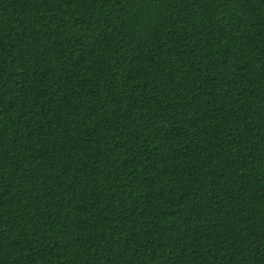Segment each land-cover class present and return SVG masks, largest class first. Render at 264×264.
<instances>
[{"label":"trees","instance_id":"obj_1","mask_svg":"<svg viewBox=\"0 0 264 264\" xmlns=\"http://www.w3.org/2000/svg\"><path fill=\"white\" fill-rule=\"evenodd\" d=\"M0 264H264V0H0Z\"/></svg>","mask_w":264,"mask_h":264}]
</instances>
